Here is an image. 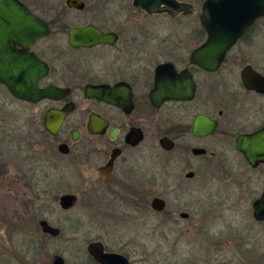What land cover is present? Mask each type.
<instances>
[{
  "label": "flooded vegetation",
  "instance_id": "af4514ba",
  "mask_svg": "<svg viewBox=\"0 0 264 264\" xmlns=\"http://www.w3.org/2000/svg\"><path fill=\"white\" fill-rule=\"evenodd\" d=\"M18 1L50 29L48 36L29 48L49 67L39 87L55 86L64 92L59 99L33 104L15 98L0 84L1 96L38 109L34 121L39 145L36 153L44 179L70 190L71 175L80 170L87 205L119 201L129 208L164 215L172 202L178 201L170 200V193H179L175 197L180 199L186 192L200 198V192L211 191L210 183L215 179L202 166L219 156L227 159L233 148L250 172H261L257 177L261 191L247 190L254 183L250 176L238 185L253 200L254 222L264 223L254 217V204L264 196V162L252 167L235 146L239 136H250L264 128V26L259 25L264 15L243 32L218 69L205 70L194 55L208 36L201 24L202 7L198 11L191 2L177 0L191 4L192 14L171 16L149 13L136 6L135 0H56L47 9L36 0ZM139 17H195V23L188 36L181 28L177 34L162 36L160 31L168 25L138 23ZM87 29L100 32L107 40L73 46L71 31ZM12 38L1 33L0 43L11 42L14 52L24 53L25 45ZM87 86H99L101 99L88 98ZM172 94L179 98L168 97ZM110 97L114 103L107 101ZM51 111L67 112L56 134L45 127ZM93 116L97 131L89 129ZM202 117L208 123H203ZM231 175L224 179L230 182ZM160 187L163 192L155 193ZM155 199L164 202L163 210H154ZM179 216L184 220L190 217L186 212ZM213 220L199 227L196 240L205 244V251H215L231 261L226 245L236 235L214 232ZM80 235L85 241L69 244L73 246L70 263L61 255H55L53 262L60 256L64 264H186L182 256L160 246L138 248L131 242ZM218 235L225 242H218ZM49 236L58 240L61 234ZM224 262L221 259L219 264Z\"/></svg>",
  "mask_w": 264,
  "mask_h": 264
},
{
  "label": "rangeland",
  "instance_id": "374dc122",
  "mask_svg": "<svg viewBox=\"0 0 264 264\" xmlns=\"http://www.w3.org/2000/svg\"><path fill=\"white\" fill-rule=\"evenodd\" d=\"M36 1L44 9L56 3V0ZM184 1L193 3L200 11L206 0ZM194 18L139 17L137 22L168 25L160 31L162 36L177 34L180 28L188 36ZM259 23L264 26V20ZM37 112L33 104L0 95V264H52L55 255L63 256L66 263H70L73 246L69 244L85 241L80 233L91 239L103 236L131 242L138 248L160 246L168 253L182 256L186 264H219L221 259H225V264H264V223L254 222L253 200L245 196L244 188L238 185L250 176L254 183L246 189L261 191L257 179L261 172H250L233 148L228 151L227 159H223L225 155L219 156L202 166L203 171L212 173L215 179L210 183L211 191L200 192V198H193L192 192H186V197L180 199L175 197L179 193H170V200L178 201L172 202L167 214L139 211L119 201L112 205L98 202L90 206L86 203L80 170L73 171L70 190L59 182L44 179L45 173L38 166L36 153L39 150L34 125ZM230 173L232 178L228 182L224 178ZM162 192L160 187L155 193ZM67 193L79 198L71 210L60 207L59 199ZM182 212L188 213L189 219H181ZM212 218L214 232L231 231L230 234L236 235L226 245L232 255H227L231 261L221 258L215 251H205V244L196 240L199 227L210 224ZM41 220L61 230L58 240L42 232ZM222 241L225 242L219 237L218 242ZM250 250L256 253L251 254Z\"/></svg>",
  "mask_w": 264,
  "mask_h": 264
},
{
  "label": "water",
  "instance_id": "95a60500",
  "mask_svg": "<svg viewBox=\"0 0 264 264\" xmlns=\"http://www.w3.org/2000/svg\"><path fill=\"white\" fill-rule=\"evenodd\" d=\"M134 4L149 13H168L176 16L180 13L192 14L191 4L177 0H135ZM264 15V0H206L202 5L200 15L201 24L207 33L206 43L197 50L194 57L205 70L218 69L227 52L236 44L243 32ZM7 34L11 41L16 39L25 45V52L17 54L9 44L0 43V84L5 85L11 94L20 100L36 104L44 99H59L63 97V90L55 86L45 89L39 87L40 81L47 76L49 67L29 48L40 38L50 34L46 22L34 16L31 11L18 0H0V34ZM70 39L73 46H92L107 40V37L92 29L72 30ZM86 96L91 99H101L99 86H87ZM168 97L179 98L178 94ZM108 102L114 103L110 97ZM67 112L51 111L45 118V127L52 134L61 128ZM97 118H91L89 129L97 131ZM203 123L208 120L202 117ZM163 146L165 143L162 142ZM236 149L242 152L249 164L256 167L264 162V128L250 136H239ZM64 148L61 147V150ZM77 197L66 194L60 198V207L71 210L77 203ZM153 208L161 211L164 202L155 199ZM187 215H183L186 217ZM254 217L264 220V196L254 204ZM43 233L58 237L61 230L51 226L46 220L40 223ZM62 257L55 258L53 264H64Z\"/></svg>",
  "mask_w": 264,
  "mask_h": 264
}]
</instances>
